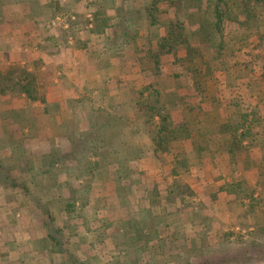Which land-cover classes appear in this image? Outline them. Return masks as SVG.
Segmentation results:
<instances>
[{
	"label": "crops",
	"instance_id": "0c3cea01",
	"mask_svg": "<svg viewBox=\"0 0 264 264\" xmlns=\"http://www.w3.org/2000/svg\"><path fill=\"white\" fill-rule=\"evenodd\" d=\"M148 2L0 0V89L18 81V75L26 70L25 64L35 65L36 88L35 100L25 94H0V264H237L236 256L222 249L231 239L219 238L223 234L228 236L225 230L237 223L250 227L247 237L255 247L252 256L258 254L254 249L263 247L264 242L260 245L257 241L261 236L264 238V77L260 76L264 59L249 60L243 56L244 50H236L229 72L223 68L203 82L204 92L195 90L196 85H190V81L173 78L181 71L174 64L175 56L161 57L159 76L155 79L166 78L165 90L172 96L169 109L173 125H188L190 138L172 143L181 147L176 159L184 169L170 178L173 184L182 186L187 206H169L164 212L156 208L160 224L144 226L139 238L130 227L118 230L114 226L100 227L95 236L77 227L76 237L68 242L71 254L68 257L52 248L36 213L29 212L34 210L29 201L41 196L49 203L61 201L63 207L72 190L78 196L85 188L94 191L105 185L109 188L103 169L110 162L104 163L103 155L121 151L119 146L125 144L119 135L116 138L114 131L104 130L105 138H99L93 129L101 131L109 127L110 119L121 125L130 123L132 81L138 80L140 87L154 79L149 72L152 67L143 65L146 60L140 61L147 51L150 32L145 11ZM159 10L162 21L165 17L173 18V10L166 4L160 2ZM64 15L70 19L66 21ZM57 16L64 19L56 22L58 26L66 23L60 35L61 29L53 25ZM133 36L144 41L143 51L142 46L133 43ZM250 51L264 53V47ZM184 56V51L176 54L177 58ZM8 72L13 75L9 77ZM62 82L65 85L60 87ZM207 84H214L211 90ZM101 92L105 97L103 104L90 103L92 120L85 119L80 113L82 109L70 115L72 100L82 101V97ZM114 92L119 98L116 101L112 97ZM201 102L220 104L224 122L215 129L213 126L205 129L204 118L187 119L185 109L196 108ZM116 106L123 108L118 115L112 112ZM98 108L106 111L104 118L96 119L102 121L100 127L98 121L92 123ZM250 121H254L251 129L245 123ZM234 126L240 128L233 129ZM90 135L89 152H96L104 162L86 157L88 150L81 146ZM129 148L123 146V150ZM97 163L96 172L84 173V168ZM129 165L147 173L157 167L152 157H142ZM39 185L43 186V193ZM144 196L147 193L135 195ZM132 204L129 199L126 214L140 216ZM57 211L53 213L50 208L54 215L63 208ZM197 211L203 212L198 222L194 219ZM83 215L91 221L95 217L88 210ZM178 232H185L179 235L180 240ZM122 246L124 252L118 250ZM217 251L221 252V258L213 262V252ZM257 264L264 261L258 258Z\"/></svg>",
	"mask_w": 264,
	"mask_h": 264
},
{
	"label": "trees",
	"instance_id": "16d2710c",
	"mask_svg": "<svg viewBox=\"0 0 264 264\" xmlns=\"http://www.w3.org/2000/svg\"><path fill=\"white\" fill-rule=\"evenodd\" d=\"M160 2L173 10L172 19L165 17L164 21L161 20ZM148 3L145 11L150 32L146 39L147 51L143 52V59L141 58L140 61L142 63L146 60L151 64L152 68L149 72L153 77L159 73L161 57L170 54L175 56L174 64L183 67L181 70L184 71H179L180 74L175 73L173 78L181 80V76H184L182 73H187L195 82L194 89L204 92L203 82L207 78L218 71L221 72L223 68L225 72L227 71L224 60L227 55L225 49H228V52L234 50L233 48H236L237 52L244 50L243 56L249 60L264 59V53L254 54L250 51L251 49L260 51L264 47V0H149ZM133 43L142 46V51L145 48L144 41L140 38L133 36ZM153 45L156 47L153 48ZM246 49L249 52H246ZM178 51H184L185 56L177 58ZM234 55L235 51L230 53L228 58ZM146 62L143 65H146ZM232 65L234 66V63ZM7 74L9 77L13 75L12 72ZM260 76L264 77V71ZM18 78H20L18 81L9 82L8 86L0 89V94H25L35 100L34 75L23 70ZM23 81L24 83H18ZM153 82L151 80L149 84L137 88L138 90H132L134 96L129 103L135 119L142 118L137 126L148 135L152 146L143 151L130 145L127 146L130 150L127 149L123 153L117 151L104 154L105 162H102H110L103 169L108 175V189L106 185L99 191L85 188L82 194L78 193V196L74 193L75 190H72L73 193L64 201L63 211L58 215L50 213L52 203H49L47 198L43 199L44 197L41 196L37 200L29 201L30 208H34L29 212L36 213V218L45 228L48 242L58 254L67 257L71 255L68 242L76 237L77 227L91 236H95L100 227L114 226L117 230L120 227H130L139 238V231L144 226L150 224L153 227L160 224L158 221L160 212L155 211L156 208L164 212L169 206H187L182 197L184 193L181 191L182 186L170 181V178L184 169L181 168L183 166H178L176 159L178 155L174 153V147L170 146L181 140L180 138H190L187 132L188 125L185 123L180 127H174L169 109L172 100L164 96ZM187 112L190 114L191 110L186 108L184 114ZM245 123L251 129L254 121ZM236 128L240 126H234L233 129ZM160 155L165 160H170L173 163L172 167L165 168L159 163ZM142 157H152L155 163H159L153 172H143L135 165H129V162H135ZM98 168L97 163L94 167L84 168V173L92 175ZM39 187L42 192L43 186L39 185ZM142 192L144 195L147 193V196L135 197ZM129 199L133 200L130 206L137 208L136 214L140 216L126 214ZM86 210L95 214L92 221L83 215V211ZM99 213L101 216L98 215ZM224 237L227 238V235L223 234L219 238ZM62 263H64L63 258Z\"/></svg>",
	"mask_w": 264,
	"mask_h": 264
},
{
	"label": "rangeland",
	"instance_id": "374dc122",
	"mask_svg": "<svg viewBox=\"0 0 264 264\" xmlns=\"http://www.w3.org/2000/svg\"><path fill=\"white\" fill-rule=\"evenodd\" d=\"M64 17H67L66 18V21H68V19H70V17L69 16H67V15H64ZM57 18H58V21L55 19V21H53V25H55V27L56 28H58V29H61V30H58V33H59V35L60 34H62L61 32H62V27H64V25H66V23H63V25H57V23L56 22H61V19L63 18H61L60 16L58 17L57 16ZM62 20H64V19H62ZM52 24V23H51ZM54 27V26H53ZM153 36V35H152ZM58 41H60V38H58ZM59 43V42H58ZM60 43H61V41H60ZM59 43V44H60ZM63 44H65V43H62V45ZM234 50H232V51H230V52H228V49H225V51L227 52H225L227 55L225 56V58H224V60H225V63H226V67H227V71L226 72H229V70L231 69L230 67L232 66V64L234 63V61H235V56H236V48H233ZM234 51H235V55H234V57L233 56H229L230 58H228V55H230V53H234ZM146 67H149V66H151V64L149 63H147L146 62V65H145ZM177 66V65H176ZM152 67V66H151ZM180 67V66H179ZM25 68H26V70L28 69V72H31L32 74H34V68H35V65H33V64H25ZM179 69H183V67H180ZM179 72V71H178ZM181 72H184L183 70H181ZM180 72V73H181ZM179 73V74H180ZM171 74H172V71H171ZM184 76H181V80L182 81H184V82H186V81H190L189 82V84L190 85H193L195 82L193 81V80H191L192 78H191V76L190 75H188L187 73H182ZM181 74V75H182ZM232 74V73H231ZM159 76V75H158ZM157 76H155L154 77V79H153V83H155V86L157 85V88L162 92V94L164 95V96H167V98H169V99H172V96L170 95V94H168L167 92L168 91H166L165 89H167L166 88V86H165V80H166V78H165V80L164 79H161V77H158L157 78V81H156V78ZM231 77H233V76H231ZM186 78V79H185ZM184 79V80H183ZM58 81H59V79H58ZM232 81V79H229L228 80V82H229V84H230V82ZM182 83V84H184L185 85V83ZM62 85H60V87L61 86H63V85H65V83H61ZM159 84V85H158ZM139 85V81L138 80H133L132 81V87L130 88V95H131V97H133L134 96V94L133 93H131L132 92V90H134V91H136V90H138L137 88H139V87H137ZM209 85V89L211 90V87L214 85V84H207V86ZM224 85V84H223ZM65 87H63V88H61V89H64ZM185 88H187V86L185 87ZM59 91V89L57 88L56 89V92H58ZM42 92L44 93L45 91H44V89L42 88ZM115 93V92H114ZM167 93V94H166ZM114 99H113V101L115 100H118L119 98H118V94L117 93H115L113 96H112ZM115 97H116V99H115ZM80 99V98H79ZM103 99H105V97H104V93L103 92H101V94L100 93H98L97 94V96L95 95V96H93L92 97V95L90 94V95H87V96H85V97H82V101H78L77 100V98H76V100H72L73 102H72V107L69 109V113H70V115L71 116H74L75 115V113H78L81 109H82V111L83 112H80V113H82V115L83 116H85V119L86 120H89V119H91L92 120V114H91V104L90 103H93V104H95V105H98L97 103H101V104H103ZM84 100V101H83ZM85 101H88V102H85ZM111 101V100H110ZM204 102V101H203ZM203 102H201V104L198 106V107H196V108H192L191 109V114H187L186 116H188V118L187 119H193L192 121H195V120H202L203 118H204V122H205V124H206V128L205 129H209L210 128V126H213L214 128L213 129H215L218 125H220L221 123H223L224 122V119H225V117H224V110L222 109V107H221V105L220 104H213V105H209V104H207V103H203ZM117 103H118V101H117ZM97 107V106H96ZM80 109V110H79ZM113 111H115V113H116V115H118V114H120L122 111H123V108L120 106V107H114L113 108V110H112V112ZM106 111L105 110H102L101 108H98V111H97V114H96V117H95V120H93L92 121V123L93 122H97L98 120H96L97 118H99V117H101V118H104L103 117V114L105 113ZM210 113V115H208ZM131 116H132V121L129 123H126L125 125H121L122 123H120L118 120H113V122H112V120L110 119V121H109V127H103L102 129H101V131H98V130H96L95 129V127H94V129H93V131L95 130V132H96V135L97 136H99V138H105V134H106V130L107 131H109V132H113L114 131V133H115V136H117V135H119L120 136V139H121V141L125 144V145H123V144H121L119 147H122L121 148V152L123 153V152H125V150H123V146H128L127 145V142H130L129 144L130 145H132V146H134L135 148H141L143 151H146L147 149H149V147L150 146H152L151 145V143H150V141L148 140L149 139V137H148V135L145 133V132H143L142 131V129H140V126H137L138 124H139V120L140 119H142L141 117H137V120L135 119V115H134V113H133V111L131 110ZM73 118V117H72ZM206 119V120H205ZM190 121V120H189ZM100 124L98 125L97 124V126H101V125H103L102 124V121H98ZM52 124V123H51ZM189 124V123H188ZM133 125L135 126V127H133ZM90 129H91V125H90V127H89ZM110 128V129H109ZM137 129H139V130H137ZM105 130V131H104ZM91 131V130H90ZM207 131V130H206ZM116 138H118V136L116 137ZM116 138L114 137V141L116 142ZM75 139V138H74ZM84 139H86V143L85 144H82V148H87L86 150H88V146H89V141L92 139L91 138V135L90 136H87V137H85ZM78 140H80V139H78ZM118 141V140H117ZM126 141V142H125ZM70 142V141H69ZM70 146H71V143L69 144ZM77 145V144H76ZM69 146V147H70ZM178 145H176L175 146V144H171V148H173L174 147V153L175 154H181L180 152H182V150H181V147L180 146H178ZM72 147V149H73V146H71ZM120 151V150H119ZM92 154H94L93 152H89V150H88V152H87V154H86V157H88L89 156V158H93L94 160V162H99V161H102V159H99L101 156H99V157H97V155H95V156H90V155H92ZM100 155H102V153H99ZM112 154V153H111ZM78 158V157H77ZM70 159V158H69ZM79 160H81V158L79 157L78 158ZM98 159V160H97ZM158 162L159 163H162V165H166V166H164V167H167L168 165V167H170V165H173V163L169 160H165L164 158H163V156H159L158 157ZM83 161H85V159L83 158ZM113 160H111V162H112ZM82 162V161H81ZM157 162V163H158ZM181 183V182H180ZM2 194V193H1ZM196 203H198V205H197V207H199V202H197V201H195ZM194 202V203H195ZM61 201L60 202H52V205H51V209H52V211H54L53 213H57L58 211L57 210H60V209H62L63 207H61ZM202 216H203V212H199V211H197V212H195V214H194V219H195V221H197L198 222V220H200L201 218H202ZM249 228L250 227H248L247 225L246 226H241V225H239L238 223L237 224H231L230 225V227H228V229L227 230H225L226 232H229L228 233V236H227V240H230L231 239V241L230 242H227V245L225 246V247H223L222 249H226V251L228 252V254L229 255H231L232 257H235L236 256V260H237V264H257V259L259 258L262 262L264 261V245H261V244H263V242H264V238L261 236V239L260 240H258L257 242L261 245V246H263V247H260V246H258V249H254V250H258L257 252H258V254L257 255H255V256H252L253 255V253L251 254V252H253V251H251V250H253V248H255L253 245H251V243H249V241L251 240H249V238L247 237L248 236V233H249ZM224 232V231H223ZM179 234H178V236H177V240H180L179 239V235H183L185 232H178ZM206 241V239H203V241ZM208 240V239H207ZM259 241H261L262 243H260ZM225 242V243H226ZM225 243H223V244H225ZM250 246H252V247H250ZM70 248V247H69ZM176 248V246H174V249ZM71 250H72V246H71ZM118 250L121 252V251H123L124 250V247L122 246V247H119L118 248ZM247 251V252H246ZM70 252V251H69ZM124 252V251H123ZM166 253V252H165ZM246 253H247V255H246ZM171 255V254H170ZM221 252L219 253V251H217L216 253H214L213 252V262L214 261H217V259H219V258H221ZM257 256V257H256ZM126 257H128L127 255L125 256V258ZM227 257V256H226ZM256 257V258H255ZM247 260V261H244V260ZM251 259V260H250ZM226 261L228 260L227 258L225 259ZM116 260H114V262H115ZM92 263V262H91ZM86 264H90V263H86ZM97 264V263H96Z\"/></svg>",
	"mask_w": 264,
	"mask_h": 264
}]
</instances>
